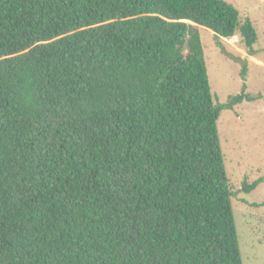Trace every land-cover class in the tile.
Returning <instances> with one entry per match:
<instances>
[{"label": "trees", "instance_id": "obj_1", "mask_svg": "<svg viewBox=\"0 0 264 264\" xmlns=\"http://www.w3.org/2000/svg\"><path fill=\"white\" fill-rule=\"evenodd\" d=\"M197 27L253 55L222 0H0V264H242L217 121L261 97Z\"/></svg>", "mask_w": 264, "mask_h": 264}, {"label": "rangeland", "instance_id": "obj_2", "mask_svg": "<svg viewBox=\"0 0 264 264\" xmlns=\"http://www.w3.org/2000/svg\"><path fill=\"white\" fill-rule=\"evenodd\" d=\"M222 1L249 19L257 34L250 55L238 36L221 39L197 27L214 103H226L243 85L245 94L261 97L221 111L217 130L242 264H264V0ZM259 180L254 190L241 191L244 182Z\"/></svg>", "mask_w": 264, "mask_h": 264}]
</instances>
